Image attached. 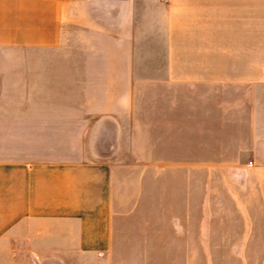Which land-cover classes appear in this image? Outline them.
I'll list each match as a JSON object with an SVG mask.
<instances>
[{
    "label": "crops",
    "instance_id": "1",
    "mask_svg": "<svg viewBox=\"0 0 264 264\" xmlns=\"http://www.w3.org/2000/svg\"><path fill=\"white\" fill-rule=\"evenodd\" d=\"M255 9L0 0V264H233L207 249L264 247V226L240 239L239 227L209 224L208 199L242 195L192 191L193 168L216 169L264 207ZM149 161L168 190L121 192L123 169Z\"/></svg>",
    "mask_w": 264,
    "mask_h": 264
},
{
    "label": "rangeland",
    "instance_id": "2",
    "mask_svg": "<svg viewBox=\"0 0 264 264\" xmlns=\"http://www.w3.org/2000/svg\"><path fill=\"white\" fill-rule=\"evenodd\" d=\"M255 39L253 41V48L255 52L254 61L256 66V76L257 79L264 78V0H256L255 9ZM256 91L255 99L258 100L259 97L264 96V88L257 87L254 89ZM236 90H234L235 92ZM236 95L240 96H251L252 89H237ZM255 100V102H258ZM252 113L245 112L244 116H249ZM242 115V114H241ZM257 115V114H256ZM143 141V152L144 156L150 159L151 154V142L150 136L142 138ZM127 157V154L126 156ZM254 160L250 159L249 164ZM148 163V164H147ZM144 167L135 168L128 167L124 168L122 172V183L121 192L130 193L133 191H143L146 194H151L153 191H167L168 187L163 184L162 180L160 182L155 181L154 173L157 169L150 166V161L145 162ZM162 171V169L160 170ZM142 172V174H140ZM157 178V177H156ZM242 178H227V176H221L217 174L216 169L210 168H193L192 169V191L194 194L198 195L200 192H208L209 194H215L223 191H228V193H234L237 197L242 195V199H228L223 201L222 199H208V221L211 225H233L239 227L240 239L244 238L246 234L249 233L242 232L244 227L247 226H264V207L263 201L255 198V190L252 187H243ZM242 184V185H241ZM182 186V185H181ZM226 189V190H225ZM228 189V190H227ZM252 195V196H251ZM247 196V198L245 197ZM251 196V197H250ZM249 197V198H248ZM128 203L131 201L127 200ZM201 202L199 199H193V208H200ZM143 203L147 208L151 209L153 201L150 199H144ZM216 208H219L217 210ZM160 222H164V217H160ZM202 217L199 215H192L191 224L195 228L197 224L200 223ZM204 249H202L203 253ZM200 249L193 247L192 254L193 257L199 255ZM207 254L209 256H234L236 259H240L239 262L233 264H264L259 261L264 257V247L262 245H244L239 248H215L209 247L207 249ZM253 262H247V261ZM194 261V260H193ZM193 264H198L194 262ZM210 264V263H209ZM219 264V263H218ZM221 264V263H220ZM222 264H232V263H222Z\"/></svg>",
    "mask_w": 264,
    "mask_h": 264
}]
</instances>
